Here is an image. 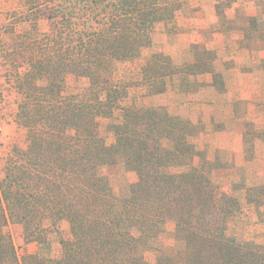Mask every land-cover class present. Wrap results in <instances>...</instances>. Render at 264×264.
Wrapping results in <instances>:
<instances>
[{"label":"trees","instance_id":"trees-1","mask_svg":"<svg viewBox=\"0 0 264 264\" xmlns=\"http://www.w3.org/2000/svg\"><path fill=\"white\" fill-rule=\"evenodd\" d=\"M27 2L32 9L46 6L39 11L50 30L40 32L34 19L10 54L24 52L29 66L17 80L16 115L29 139L26 149H14L0 183V264H264V242H241L228 232L240 203L214 183L211 174L218 169L195 163L202 159L195 143L204 132L201 123L176 105L131 102L122 107V122L108 126L110 143L99 130V117L110 116L129 97L114 79V64L138 58L150 46L156 25L172 24L181 4L79 0L82 11L87 4L93 9L74 19L73 7L66 10L57 0ZM189 54L183 63L152 54L141 69L147 94L197 93L203 86L198 76L213 71L215 55L200 45H192ZM213 86L224 90L218 73ZM118 157L138 177L123 204L126 228L115 215L106 172ZM171 166L179 171L164 172ZM259 194L264 196V188ZM247 203L262 201L254 192L247 194ZM168 220L175 221V237L184 248L159 252L155 263H148L140 251ZM60 222L68 224L70 239L56 237ZM18 227L24 243L38 245V252L22 259L11 233Z\"/></svg>","mask_w":264,"mask_h":264},{"label":"rangeland","instance_id":"rangeland-1","mask_svg":"<svg viewBox=\"0 0 264 264\" xmlns=\"http://www.w3.org/2000/svg\"><path fill=\"white\" fill-rule=\"evenodd\" d=\"M106 1L107 3H111V5H120L123 0ZM210 1L218 3V13H231V9L235 2L241 4L239 9H241L242 13L245 7H249V4H251L250 2L259 3V0ZM159 2L160 4L179 2L181 4L179 10H181L183 9L184 1L159 0ZM40 3H43V0H40ZM58 3H63L66 10L73 7L74 19H81L85 10L90 13L91 9H93V7L87 4V8L82 11L83 9H81L78 4L79 0H66V2L65 0H57L55 4ZM43 5L45 4L43 3ZM45 9L46 6H39L38 9H32L27 0H0V183L5 178L7 163L9 158L14 154V149H26L29 139V130L25 126L18 124L16 120L18 104L21 98L17 90V80L18 77H23L29 71V66L24 63V52H20L19 55L15 53L10 56V54H12L15 41L21 42V39L17 38L18 35H23L25 32L29 31L32 27L31 21H36L34 19H37L40 32L46 33L50 30V22L48 19L41 17ZM179 10L177 12H179ZM95 13H97V11ZM244 17L243 20H241L245 22ZM249 21L251 27L245 33L247 43L264 38V23H262V25L260 24V26L258 22L260 20L257 18H251ZM168 24L169 26L167 27L163 24L156 25L152 32V42L150 46L145 48L138 58L127 62H116L114 64V79L116 82L121 83V86H126L127 96L129 95V97L125 99L122 98L110 116H101L98 119L100 133L106 138L108 143L112 140V134L109 132L108 126L122 122V107L127 103L134 102L136 106L139 107L159 106L160 104L168 103L180 108L182 105V109L180 110L181 113L189 112L188 109H183L185 105L192 103V101L187 99V95L176 94L171 90L169 94H166L168 98L157 95L149 96L147 94V89L142 87V82H140L142 79L141 69L149 63L148 58L152 54L162 53L160 50H164V38L161 35L177 32L173 23ZM167 30L172 31L168 33ZM176 55L173 59L177 63L190 60L188 53L183 52L181 55L180 53ZM210 65L211 69L214 70L213 61ZM67 81L70 91H73L75 82L72 78H69ZM85 84L86 82H81L80 88H83ZM74 92L77 93L75 89ZM206 95L207 94L203 95L204 99L211 98L210 95ZM234 110L236 111L237 109ZM239 110L244 112L245 107L239 106ZM247 112H252L253 114L247 115V117L245 115L243 124L232 122L226 124L225 134L222 136L223 139H217L216 143H214L215 145H221V152H214L213 149H209V146L204 147L200 150L202 159L201 157H197L195 163L201 164L204 161L207 169L214 170L217 168L218 171L211 174L214 183L222 191L237 198L240 203V211L229 221V234L233 235L241 242L249 241L260 244L264 242V196L260 197L259 194V190L264 188V108L263 111L261 109L253 111L247 108L246 114ZM222 115L223 114H219L218 119H220ZM204 118H207L206 121L208 123L201 119L196 123H201L199 126L204 127L205 131V127L207 128L211 121L208 119L209 116ZM247 118H250V120ZM253 119L256 121L260 119V122H262L256 124L254 121L252 122ZM261 132L263 133L262 135H260ZM235 134L242 135L240 145H237V142L235 143V139L233 138L237 137ZM257 136H259V138H257ZM178 171L179 167L177 166H171L164 170V172L167 173H176ZM106 172L115 198V215L121 220L124 228H126L128 224L122 217L123 204L130 196L131 185L138 180L137 174L126 169L122 157H118L116 162L109 166ZM254 192H256L260 201H262L261 204L256 205L247 203V194L251 195ZM11 233L15 240L18 255L21 259L26 254L38 252L37 243H24V240L21 238V227L11 229ZM132 233L138 236L135 230H133ZM56 237H62L66 240L71 238L69 226L66 222H60L58 224V234ZM183 248L184 243L175 237V221L168 220L163 227V231L156 237L148 240L140 252L148 263H155L159 252L174 254L183 250ZM46 250L47 249L42 251V254Z\"/></svg>","mask_w":264,"mask_h":264},{"label":"crops","instance_id":"crops-1","mask_svg":"<svg viewBox=\"0 0 264 264\" xmlns=\"http://www.w3.org/2000/svg\"><path fill=\"white\" fill-rule=\"evenodd\" d=\"M250 3L243 13L239 9L241 6L239 2L233 4L231 13H218L217 2L185 0L183 9L176 12L173 20L177 32L161 35L164 38V50L160 52L172 58L183 52L190 56L189 48L192 45L203 46L215 54L214 70L198 76L203 86L197 93L187 95V99L192 103L183 107L189 112L182 114L192 121L197 122L200 119L206 121L207 118L204 117L207 116L211 121L195 140L199 150L209 146L214 152H221V145L214 143L217 139H223L226 124L231 122L243 124L245 115L247 117L253 114L252 112L246 114L247 108L263 111L264 38L247 43L245 33L251 27L249 21L251 18L259 19V25L264 23V0ZM243 17L245 22L242 21ZM214 73L222 76L223 92L217 91L213 86ZM205 94L210 95L211 98L204 99ZM239 106L245 107V111L241 112ZM219 114H223L220 119H218ZM253 121L256 124L262 122L260 119ZM235 136H237L233 137L235 143L240 145L242 135L235 134Z\"/></svg>","mask_w":264,"mask_h":264}]
</instances>
